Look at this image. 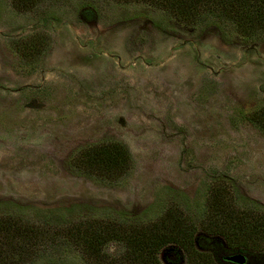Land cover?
Segmentation results:
<instances>
[{"label":"rangeland","instance_id":"rangeland-1","mask_svg":"<svg viewBox=\"0 0 264 264\" xmlns=\"http://www.w3.org/2000/svg\"><path fill=\"white\" fill-rule=\"evenodd\" d=\"M263 105L264 36L243 39L216 18L185 25L137 0L20 12L0 0V216L49 229L94 218L141 226L170 206L198 214L217 177L264 210V130L249 120ZM110 141L130 151L124 176L73 168L78 151ZM196 245L221 256L219 237L198 233ZM245 255L264 264V251ZM159 260L185 264L173 245ZM35 264L91 262L61 244Z\"/></svg>","mask_w":264,"mask_h":264},{"label":"trees","instance_id":"trees-1","mask_svg":"<svg viewBox=\"0 0 264 264\" xmlns=\"http://www.w3.org/2000/svg\"><path fill=\"white\" fill-rule=\"evenodd\" d=\"M51 0H11L17 11H32ZM54 1V0H53ZM60 1V0H56ZM136 1V0H123ZM163 9L185 25L218 19L229 23L246 40L264 36V0H137ZM40 52V51H39ZM249 120L264 130V105L250 113ZM72 166L99 179L117 180L131 169L130 151L119 142L85 147L72 157ZM219 237L221 256L200 251L197 234ZM117 242L123 251L111 256L108 244ZM61 244L74 245L91 264H162L159 254L168 246L181 251L185 264H233L225 260L241 254L264 251V210L244 206L235 188L222 177L206 186L201 212L191 215L180 206H170L154 222L133 225L113 218L79 220L47 228L21 218L0 216V264H35Z\"/></svg>","mask_w":264,"mask_h":264},{"label":"water","instance_id":"water-1","mask_svg":"<svg viewBox=\"0 0 264 264\" xmlns=\"http://www.w3.org/2000/svg\"><path fill=\"white\" fill-rule=\"evenodd\" d=\"M225 260L233 264H245L246 263V258L241 254L228 256L225 258Z\"/></svg>","mask_w":264,"mask_h":264}]
</instances>
